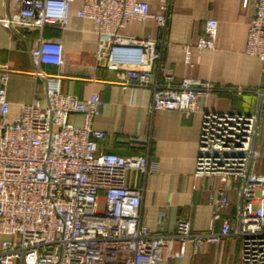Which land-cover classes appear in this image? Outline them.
<instances>
[{
  "label": "built area",
  "instance_id": "obj_1",
  "mask_svg": "<svg viewBox=\"0 0 264 264\" xmlns=\"http://www.w3.org/2000/svg\"><path fill=\"white\" fill-rule=\"evenodd\" d=\"M72 1L6 0L9 13L0 23L64 30ZM169 7L170 0H160V13L152 14L143 0H82L76 15L95 23L96 58L124 74L121 85L151 88L152 110L189 115L217 93L246 92L194 77L176 81L171 69L161 67L162 40L119 32L148 17L165 29ZM217 26L215 19L205 20L194 45L198 52L214 48ZM123 48H133L136 56L124 55ZM183 48L189 62L191 45ZM244 51L264 66V0H255ZM62 53L61 42L43 38L30 49L29 73L43 81L44 95L21 103L17 115L8 112L9 70L0 66V235L8 237L0 241V264H156L183 257L187 245L196 254L204 243L228 235L240 239L239 264H264V173L255 165L258 115L201 109L194 177L217 180L208 197L212 221L206 232L191 231L190 219L181 218L174 233H156L140 222L141 190L126 184L128 171L147 173L148 156L100 147L105 133L93 121L105 103L95 90L86 99L62 92L64 76L47 69L63 65ZM255 92L264 105V90ZM75 114L82 115L81 126L73 123ZM233 192L236 211L224 214Z\"/></svg>",
  "mask_w": 264,
  "mask_h": 264
},
{
  "label": "crops",
  "instance_id": "obj_2",
  "mask_svg": "<svg viewBox=\"0 0 264 264\" xmlns=\"http://www.w3.org/2000/svg\"><path fill=\"white\" fill-rule=\"evenodd\" d=\"M152 14L160 13V0H143ZM82 0H73L68 26L59 30L46 26L42 31L34 26L0 23V66H7L4 85L9 101V114L17 115L21 103L43 98L44 83L31 75L30 49L43 38L58 40L63 46L62 66H48L64 77V93L86 99L95 90L105 103L93 127L105 133L100 147L122 155H147L145 174L128 171L126 184L141 190L140 222L156 233H174L178 219L189 218L191 231L209 229L212 206L208 202L217 180L195 178L202 110L258 115L256 149L264 158V105L256 90H264V66L255 56L245 53L247 31L255 11V0H170L168 21L161 29L153 17L133 20L119 32L125 36L162 40L161 67L171 69L175 80L194 77L216 85L246 90L242 94L217 93L201 100V109L186 115L178 110H152L151 88L124 87V74L106 69L96 58L98 36L95 23L76 15ZM6 0H0V19L8 15ZM207 19L217 21L213 49L198 52L195 48ZM184 45H191L190 61H185ZM123 54L136 56L133 48H123ZM0 70V86L1 74ZM157 75L153 74L154 82ZM81 126L82 115L71 117ZM264 164L256 171L264 173ZM231 205L224 214L236 211L238 197L231 193ZM220 221L213 227L217 230ZM0 235V241L7 239ZM240 239L234 235L222 237L218 243H204L194 254L187 245L184 256L171 257L156 264H239Z\"/></svg>",
  "mask_w": 264,
  "mask_h": 264
},
{
  "label": "rangeland",
  "instance_id": "obj_3",
  "mask_svg": "<svg viewBox=\"0 0 264 264\" xmlns=\"http://www.w3.org/2000/svg\"><path fill=\"white\" fill-rule=\"evenodd\" d=\"M258 164H264L263 156L261 158L256 159V161H255L256 168H257ZM263 167H264V165H263Z\"/></svg>",
  "mask_w": 264,
  "mask_h": 264
}]
</instances>
